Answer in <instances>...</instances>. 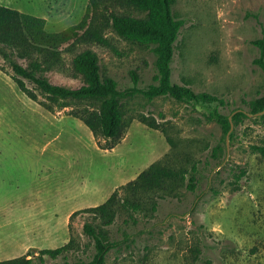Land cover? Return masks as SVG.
Masks as SVG:
<instances>
[{
	"label": "rangeland",
	"instance_id": "rangeland-1",
	"mask_svg": "<svg viewBox=\"0 0 264 264\" xmlns=\"http://www.w3.org/2000/svg\"><path fill=\"white\" fill-rule=\"evenodd\" d=\"M0 4L42 17L48 32H59L82 19L88 0ZM172 12L183 20L174 44L172 83L223 103L148 98L143 90L157 84L156 55L108 31L110 47L89 48L126 93L129 114L160 125L152 129L132 119L111 150L72 114L75 106L49 110L42 105L45 97L26 82L37 97L29 98L0 60V261L29 251L37 256L74 236L75 252L67 258L44 255V264L90 262L95 249L83 225L92 218L82 210L103 203L150 164L179 159L187 168L197 163L196 190L184 186L180 198L159 199L152 215L118 214L108 227L116 245L104 264H264V158L251 148L264 145V120L242 118L227 138L211 116L213 109L228 116L235 109L249 113L248 103L264 96V73L253 62L260 53L253 42L264 41V0H176ZM75 53L63 51V67L47 73L52 82L69 88L82 83L71 70ZM78 210L69 228V217Z\"/></svg>",
	"mask_w": 264,
	"mask_h": 264
},
{
	"label": "trees",
	"instance_id": "trees-1",
	"mask_svg": "<svg viewBox=\"0 0 264 264\" xmlns=\"http://www.w3.org/2000/svg\"><path fill=\"white\" fill-rule=\"evenodd\" d=\"M175 2L88 0L82 19L59 32H48L45 29L46 20L42 17L0 4V60L8 63L12 80L29 98L36 100L37 97L26 82L34 84L45 97L47 101H42V105L49 110L53 106H75L72 114L85 124L95 138L104 139V149L111 150L122 140L132 119L152 129H159L160 125L154 118L129 114L123 101L126 93L113 77L102 71L98 54L89 48L91 45L110 47L108 31L140 48L150 49L156 55L154 79L157 84H150L143 90L148 98L169 95L179 101L207 106L215 102L223 103L215 96L195 94L186 86L171 81L174 44L183 26V20L172 12ZM253 43L260 48L259 56L253 62L264 73V41L255 40ZM80 46L85 48L76 52ZM63 51L76 52L71 59V70L81 78L82 83L78 86L64 87L47 76V73L63 67ZM133 81L136 84V73L133 74ZM248 105L249 113L235 109L228 116L213 109L211 116L221 125L224 134L230 131L231 122L237 125L242 118L250 115L264 120V96L251 100ZM166 140L170 146L174 145L169 138ZM251 148L264 158V145H252ZM217 150L214 149L213 157ZM198 173L195 162L187 168L180 164L179 159H161L150 164L133 180L117 187L103 203L83 209L92 218V221L84 223L83 232L93 240L95 254L88 263L76 260L66 264H104L106 253L116 245L110 238L108 227L118 214L124 213L130 219L139 214L152 215L157 210L159 199L180 198V189L184 186L194 192L199 183ZM79 212L81 210L70 215L69 228ZM76 249L77 242L72 236L60 247L41 249L37 256L29 251L26 255L2 260L0 264H33L35 260L44 264V255L67 258Z\"/></svg>",
	"mask_w": 264,
	"mask_h": 264
},
{
	"label": "water",
	"instance_id": "water-1",
	"mask_svg": "<svg viewBox=\"0 0 264 264\" xmlns=\"http://www.w3.org/2000/svg\"><path fill=\"white\" fill-rule=\"evenodd\" d=\"M239 110H240V109H239ZM229 119H231V117H229ZM232 128H233V124H232V122H231V127H230V131L227 133V138H228V135H229V133L231 132Z\"/></svg>",
	"mask_w": 264,
	"mask_h": 264
}]
</instances>
